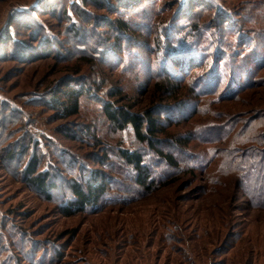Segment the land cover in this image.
<instances>
[{"label":"rangeland","instance_id":"obj_1","mask_svg":"<svg viewBox=\"0 0 264 264\" xmlns=\"http://www.w3.org/2000/svg\"><path fill=\"white\" fill-rule=\"evenodd\" d=\"M119 1L0 0V264H264V188H255L264 176V158L247 155L249 149L264 152V0H202L198 9H181L179 0L156 1L167 17L185 9L189 15L192 6L195 24L213 37L207 51L222 82L207 99L216 98L221 85L230 88L220 105L210 100L195 114L198 125L228 117L218 138L191 148L200 163L210 162L207 169L147 194L130 167L115 165V153L135 145L128 128L118 131L106 122L94 99L84 98L79 114L67 119L48 103L72 77L74 85L98 83L97 100L107 101L111 86L124 85L129 103L140 107L147 101L152 86L146 73L134 80L130 70L119 72L120 65L114 71L113 64L91 61L97 34L112 43L108 21L115 19ZM76 28L84 32L78 43L70 34ZM88 28L96 36L89 37ZM148 49L133 51L155 66L157 56ZM122 55L124 63L130 59ZM247 69L257 76L244 79L248 88L232 96ZM203 73L199 68L194 76ZM85 127L100 145L80 135ZM33 157L35 170L27 172ZM222 161L256 170L249 181L238 180L221 173L229 167ZM95 171L108 174V194L79 213L68 187ZM33 178L55 186L43 192Z\"/></svg>","mask_w":264,"mask_h":264},{"label":"trees","instance_id":"obj_2","mask_svg":"<svg viewBox=\"0 0 264 264\" xmlns=\"http://www.w3.org/2000/svg\"><path fill=\"white\" fill-rule=\"evenodd\" d=\"M138 1H119L120 9L117 7L114 11L115 19L108 21L110 27L108 31H112L113 34L112 43H105L104 39L106 38L97 34L96 39L94 38L96 41L91 43L95 54L90 57L92 62L113 64L111 68L114 71L119 65V72L120 70L123 72L130 70L131 77L135 76L134 80L142 72L146 73L148 78L145 82L152 87L151 92H147L148 98L146 102L143 101L144 105L139 107L138 103L136 105L129 103L127 101L128 92L124 85L122 87L120 85L111 86L107 93L109 96L107 101L97 100L98 96L94 89L98 83L74 85L72 80L78 81L75 77H72L71 81H65L64 86L59 88L57 95L54 94L48 103L55 110H59L61 118L67 119L79 114L84 98L94 99L95 102L100 103L98 107L106 122L112 124L118 131L128 128L135 145L132 149H119L115 153V158L118 159L114 158L115 165L120 162V166L126 164L130 167L135 184L141 188L140 192L147 194L158 188L170 186L185 176L195 179L198 172L207 169L210 162L200 163L203 161L200 154L191 148L196 142L218 138L227 126L228 117L223 120V123L217 124H212L205 118L202 120L205 123L198 125L199 119L195 118V114L199 113L201 107L208 106L210 100L220 105L225 101L223 92L229 91L230 86L221 85L217 97L207 99L208 96L217 94L222 82L220 77L222 73L212 66V61L210 63L211 59L207 50L209 49L208 43L214 41L213 37L211 34L205 33L199 24H195V17L192 18L194 12L192 6L195 9L200 8L203 4L202 0H189V2L188 0H179L181 9L192 5L190 14H184L185 9L180 15L174 14L170 17H167L163 7H155L157 0H141V3L136 4ZM136 17L142 19H136ZM181 18L182 21H180ZM218 21L219 29L223 30L226 21L225 15ZM149 26L150 28L157 27V30L162 32L159 35H151L153 31ZM213 26L215 25H210L208 29ZM86 32L88 35L93 33L91 28H88ZM70 34L78 43L77 38H82L84 32L76 28L72 29ZM220 35L221 32L218 31L217 38ZM93 36L96 35L93 33ZM205 41L207 44L201 43ZM138 46L148 47V52L157 56L158 60L155 66L152 61L147 65L138 59L133 51ZM70 47L71 51L75 50V46ZM128 48H131V52L128 51ZM123 53L130 58L125 63L123 62ZM133 56H136V59H132ZM140 63H143V67ZM199 68H202L204 73L195 77V70ZM256 72L247 69L242 76H239V80L243 81L247 78L248 81H252V76L254 78L257 76ZM74 73L78 74V71L76 70ZM247 80H244L232 96L242 89L248 88ZM207 86L210 87L208 90L214 87L213 91H205L207 89L204 88ZM111 98L114 100L112 101ZM122 102L124 103L121 104ZM87 128H81L80 135H85L93 139L96 145H100L99 139L91 136ZM68 130L73 132L71 128ZM67 135L70 134L67 133ZM262 153L264 154V152ZM263 154H260L259 150L252 152L251 149L247 153L251 157L260 155L258 161L264 158ZM34 159L33 157L29 162L27 172L35 170ZM103 162H101L103 167L112 170ZM222 164L229 167L221 168V173L237 175L238 180L249 181L251 173L256 170L255 167L242 165L233 167L228 161H222ZM262 165H264V160L260 166ZM31 181L38 182L37 187L43 192H47L49 188L53 190L55 186L52 183H45L41 178H33ZM255 182V188H264V176ZM109 183V176L104 171H95L92 178L87 181L73 179L68 187L74 198V203H71V206L77 208L81 213L83 208L96 205L105 195L107 196ZM203 187L206 188L205 185ZM64 212L69 213V211Z\"/></svg>","mask_w":264,"mask_h":264}]
</instances>
